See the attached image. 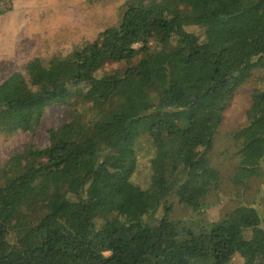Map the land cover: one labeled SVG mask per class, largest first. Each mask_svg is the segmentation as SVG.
<instances>
[{
	"label": "trees",
	"instance_id": "trees-1",
	"mask_svg": "<svg viewBox=\"0 0 264 264\" xmlns=\"http://www.w3.org/2000/svg\"><path fill=\"white\" fill-rule=\"evenodd\" d=\"M9 11L0 0V16ZM106 64L117 69L98 75ZM261 69L264 0H127L92 42L2 79L0 135L33 134L56 107L65 121L46 146L0 160V264H264L255 207L239 200L199 219L219 194L214 135ZM244 117L230 134L237 198L264 177V88L250 91ZM141 164L145 187L132 182ZM169 197L192 216L171 220Z\"/></svg>",
	"mask_w": 264,
	"mask_h": 264
},
{
	"label": "rangeland",
	"instance_id": "rangeland-1",
	"mask_svg": "<svg viewBox=\"0 0 264 264\" xmlns=\"http://www.w3.org/2000/svg\"><path fill=\"white\" fill-rule=\"evenodd\" d=\"M126 1L10 0L11 11L0 16V81L13 72L23 71L25 63L33 58L45 63L54 56H66L74 49L92 42L98 33L118 24L120 9ZM116 69L117 65L106 64L98 75L104 76ZM261 88H264V69L254 71L249 82L239 90L214 135L209 160L220 174L219 194L213 193L212 202L210 199L206 201L208 206L200 213L201 220H218L239 200L255 207L264 218V177L250 179L240 193L241 198L234 195L230 181L239 161L231 144L230 134L244 124L250 91ZM64 121V109L56 107L46 111L33 134L16 132L0 135V160L22 151L28 142H33L39 148L46 146L48 130L57 128ZM137 149L140 151L139 155H143L141 161L144 163L145 155L150 151L148 141L140 139ZM146 176L147 170L141 164L140 171L133 176L132 182L145 187ZM168 204L171 205V220H185L192 216L191 210L179 204L177 199L169 197ZM160 215L158 213L157 216ZM232 264H242L241 259L234 256Z\"/></svg>",
	"mask_w": 264,
	"mask_h": 264
}]
</instances>
